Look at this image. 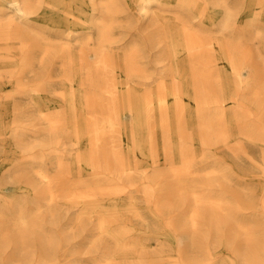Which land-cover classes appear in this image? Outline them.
<instances>
[{"label": "rangeland", "instance_id": "obj_1", "mask_svg": "<svg viewBox=\"0 0 264 264\" xmlns=\"http://www.w3.org/2000/svg\"><path fill=\"white\" fill-rule=\"evenodd\" d=\"M168 1L171 9L178 2ZM120 2L124 11L119 13L118 23L114 27L115 41L102 42V51L109 53L112 46L113 50L118 52L134 43L144 51V56L139 58V64L145 69L144 76H126L120 64L115 63L116 77L121 87L130 95L133 109L132 115L128 116L125 106L121 107L118 104L116 122L118 125L128 123L129 133H122L119 136L136 159L137 183L143 192L148 193L153 191L152 170L157 169L155 167L167 169L166 165L158 164L156 150L153 149L154 142L160 141L158 134L164 126L165 104V101L162 102L153 91L155 79L159 76L162 79L171 78L166 66L169 60L166 54L172 55L171 61L179 64L187 73L184 64L188 61V51L175 17L180 15L186 18L192 26L203 23L206 27L214 29L219 22H225L222 32L211 35L214 38H221L224 34L229 38L227 59L223 54L224 48L215 43L211 63L215 71L225 72L228 82L224 87L220 84L215 85L213 96L205 103L196 102L191 96L184 98L183 95L179 98L173 97L172 102L176 109L181 99L189 104L190 108L206 110L211 117L210 124L226 127L227 140L222 142L201 143L198 137L204 140L201 136H207L209 130L199 132L194 140H183L180 137L179 141L185 142L188 147L202 149L193 162L192 169L198 171V176H204L205 171H212L207 174L214 177V183L219 184L216 187L226 189L230 193L228 200L233 201V206L237 208L233 212L234 215L237 213L244 219L243 223L252 224L255 234L262 241L264 132L251 128L253 136H246L235 132L234 126L238 124L243 127H257L260 124L258 120L264 124V0H192L193 4L189 11L184 10L180 14L165 13V27L175 40L168 49L164 46V41H160L159 38L156 41L154 31L160 24L152 17V9L147 12L141 10L139 0ZM100 3L101 0H31L28 13L19 14L21 12L14 9L16 4L14 0H0L1 19H13L20 23L18 25L24 28L19 26L17 28L23 31L29 43L20 49L17 47L15 36L0 41V44L5 46L0 48V234H5L7 240L0 245V264H17V252H13L16 258L14 256L12 258L13 247L14 250L17 249V243L14 242L17 241V223L25 221L28 223L29 218L37 213L43 217L45 224L50 221L47 219L51 217L48 213L60 216L59 222L51 232L57 244L51 249L50 256H44L49 259L46 260V264H94L92 253L85 251L91 245L87 243V239L90 241L97 237L98 223L103 222L108 228L128 224L133 225L131 228L149 230L150 228L143 225L160 222L172 230L167 224V215L159 214L150 205L146 206V201L140 197L134 211L120 209L122 212H119L117 209L111 212L102 208L103 206L83 208L82 204H78L70 197L62 199L54 195L43 201L41 195H37L46 188L58 193L62 186L72 183L75 178L64 176L65 174L52 176L58 172L57 160H65L66 156L68 157L67 150L78 146V143L76 141L75 144L72 140L65 122L47 131L48 125L43 116H65L64 93L67 89L71 91L76 114L83 106V91H86L93 100L92 96L96 90L91 62L93 51L89 49V45L86 46L88 60L85 76L84 68L70 64L68 58L78 63L81 40L86 36L94 40L95 20L101 15ZM151 5L155 6L156 2H152ZM25 24L32 28L31 32L27 30ZM256 30L260 33L253 36ZM37 34L49 39L56 37L63 41V46L61 45L59 49H45L40 45L42 43L35 40ZM54 45L58 46L55 43ZM102 84L105 86L106 81ZM136 86H144L148 90L138 93L134 89ZM92 110L94 116V108ZM81 122L83 135L79 142L86 146L89 137L94 136L95 149H98L96 124L87 129L85 120L82 119ZM113 125L116 123L109 116L105 121V127L110 143L114 139L117 140L118 136ZM24 127L29 130L22 133L20 129ZM100 165L98 162L101 169ZM87 171L88 166L83 176L78 178H84L86 181L97 178L88 176ZM223 177L226 179H222ZM128 188L132 187L129 186L125 190H129ZM181 219L176 222L179 228L183 224ZM196 226L198 230L207 232L211 239L208 245L209 255L203 257L208 258L207 262H210L208 264H250L244 253H240L250 245L243 241L242 229L237 227L234 221L230 220L218 226L198 221ZM90 232L91 235L86 238L82 236ZM170 233L174 234V239L165 244L164 251L157 249L158 245L152 240L150 247L160 252L146 253L145 258L149 259V263L168 264L169 260L170 262L174 260L177 264H196L198 259L195 258L202 256V250H195L191 258L187 257L190 256L189 251H186L187 256L179 255L182 243L178 241L175 232ZM64 234L72 238L64 241L62 240L66 238ZM37 260V254L31 257L32 264H37Z\"/></svg>", "mask_w": 264, "mask_h": 264}, {"label": "bare ground", "instance_id": "obj_2", "mask_svg": "<svg viewBox=\"0 0 264 264\" xmlns=\"http://www.w3.org/2000/svg\"><path fill=\"white\" fill-rule=\"evenodd\" d=\"M14 1L16 2L14 9L17 12H21L19 14L28 13L31 0ZM139 1L140 9L144 12L152 9V17L160 24L158 29L154 31L155 38H157L156 41H158V38L160 41H164V46L168 49L171 44H174L175 40L165 27L164 14L168 12L180 14L184 10L189 11L191 4H193L192 0H178L172 9L168 5V0ZM152 2H156V5L152 6ZM121 3L120 0H101L99 8L101 15L97 18L95 17L94 40L90 36H86L81 40L78 63L72 58H68L69 61L67 60L72 65L83 67V75L85 76L87 74L86 66L88 60L86 57V46L89 45V49L93 51L94 55L91 62L96 82V90L93 93L94 96H92L93 100L86 91H83V106L76 114L71 100V91L67 89L64 93L66 100L65 116H43L48 125L47 131L65 122L71 132L72 140L75 144L76 141L78 143V146L67 150L68 157L66 156L65 160H57L59 165L58 172L52 176L65 174L64 176H75L76 180L74 178L72 183L62 186V190H59L58 193L51 192V190L46 188L43 192L37 193V195H41L43 201H47V197L54 195L62 199L70 197L78 204H82L83 208L103 206L102 208L111 212L117 209H126L128 212L134 211L138 197H140L146 201V206L150 205L159 214L167 215V224L172 230L161 225L160 222L143 225L150 228L149 230L131 228L133 225L128 224L116 225V228H108L103 222L98 223L96 226L97 237L90 241L87 239V243L91 245L85 251L92 253L91 258L94 264H144L143 262L152 264L149 263L148 258H145V254L160 252L159 250L164 251V248H166L165 244L172 242L174 239V234L170 233L171 231L178 235V241L182 243L179 255L187 256L186 251H189L190 256L187 257L191 258V254L193 255L195 250L200 249L202 250V256L198 258L192 257L195 260L198 259L196 264H208L210 263L207 262L208 258L203 257L209 255L208 245L211 239L207 232L198 230L196 223L200 221L218 226L226 224L230 220L234 221L236 226L242 229V239L247 245H250L247 246L244 252L241 251L240 253H244L250 264H259L258 262L264 264L262 261L264 260V239L262 241L259 240L254 232L255 230L252 228V224L243 223L244 219L241 216L237 215V213L234 215L233 212L237 208L233 206V201L228 200L230 193L226 189L222 190L216 187L219 184L214 183V177L207 174L212 171H205L204 176H198V171L192 169L193 162L200 155L202 149L197 150L188 147V144L179 141L180 137L183 140H194L198 137L199 132L209 130L210 132L207 136H201L204 138V140L202 139L203 141L198 137L201 143L222 142L227 140L226 127L220 124H210L211 117L206 110L198 107L195 109L194 107L190 108L189 104H186L184 100L181 101V99L176 109L172 102L173 97L179 98L183 95L184 98L191 96L194 101L205 103L213 96L215 85L220 84L221 87H224L228 82L225 72L215 71L211 63L213 61L215 43L224 48L223 54L227 59V48L230 44L229 38L224 34H222L221 38H214L211 35V33L222 32L225 22H219L214 29L210 28V26L206 27L203 23L192 26L186 18L180 15L175 17L179 26V33L182 34L186 50L188 51V61L184 64L187 67V73L183 68H180L179 64L171 61L172 55L166 54V58L169 59L166 66L171 78L162 79L159 76L155 79L153 91L162 102L165 101V104L163 107L164 126L158 134L160 141L154 142L153 149L156 150L155 154L159 160L158 164L166 165L167 169L163 170L155 167L157 169L152 170L153 191L148 193L146 191L143 192L137 183L136 159L131 149L127 144L123 143L122 138L119 136L122 133H129V131L127 132L128 123L125 122L123 125H118L116 122L118 104L121 107L125 106L124 108H126L128 113L126 115L128 116L132 115L131 110L133 111V109L131 108L130 95H128L126 89L121 87L120 81L116 77L115 65L120 64V68L126 76H144L145 69L139 64V58L144 56V51L139 49L135 43L118 52L113 50L112 46L109 48V53L102 51V42L115 41L114 27L118 23L119 13L124 11ZM18 24L20 23H16L13 19L3 20L0 17V41H5L15 36L17 38L15 40L18 44L17 47L22 49L29 43L23 31L17 28ZM24 26L31 32L32 28L28 24ZM12 27L14 28L12 29ZM258 33L260 31L256 30L253 36H257ZM35 40L42 43L40 45L45 47V49H59L61 45L63 46V41H59L56 37L49 39V37L38 35ZM54 43L58 44V46H55ZM4 47V45L0 44V48ZM103 81H106L105 86L102 84ZM134 89L138 93L148 90L144 86H136ZM92 108H94V116L92 115ZM41 111L43 112L44 109H41ZM109 116L116 123V125H113V129L118 135L117 140L114 139L111 143L105 127V121H107ZM82 119L85 120L87 129H91L96 124L99 142L98 149H95L94 136L89 137L86 146L79 142L83 135ZM258 121L260 124L257 127H243L237 124L234 126L235 132L243 133L246 136H253L251 128L264 132V124L260 120ZM20 130L24 133L29 129L24 127ZM255 136H258V134H255ZM112 156L114 157L113 160ZM98 162L101 163V169L98 166ZM87 166L89 170L87 175L97 176V178H92L90 181L78 178V176H83ZM222 179L226 178L223 177ZM129 186L132 188L125 190ZM38 206L39 204H37ZM119 212H122V210ZM48 214L51 217L47 218L50 219L49 222H46L47 224L44 223L43 217L38 213L29 218L28 223L26 221L17 223V241H14L17 243V249L15 248L14 250L13 247L12 250V258L14 256L13 252H17V264H32L31 257L36 254L38 256L37 264H46V260H49L44 256H50L51 249L54 244H57L51 232L56 227L57 222H59L60 216H54L53 213ZM180 218L183 219V224L179 228L176 222ZM91 233L83 234L82 236L86 238ZM31 237H33L32 240L30 239ZM64 237H66L65 234ZM5 238V234L2 235L0 245L7 242ZM69 238L72 237L69 236ZM69 238L66 237L62 240H69ZM152 240L156 242L159 250L150 247ZM29 244L39 246H27ZM14 258L16 257L14 256ZM192 263L194 262L192 261ZM168 264H177V262H174V260L170 262L169 260Z\"/></svg>", "mask_w": 264, "mask_h": 264}]
</instances>
